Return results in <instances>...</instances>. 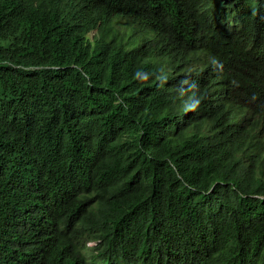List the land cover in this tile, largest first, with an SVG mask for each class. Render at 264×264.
Instances as JSON below:
<instances>
[{"label": "trees", "instance_id": "1", "mask_svg": "<svg viewBox=\"0 0 264 264\" xmlns=\"http://www.w3.org/2000/svg\"><path fill=\"white\" fill-rule=\"evenodd\" d=\"M0 264H264V0H0Z\"/></svg>", "mask_w": 264, "mask_h": 264}, {"label": "rangeland", "instance_id": "2", "mask_svg": "<svg viewBox=\"0 0 264 264\" xmlns=\"http://www.w3.org/2000/svg\"><path fill=\"white\" fill-rule=\"evenodd\" d=\"M95 32V30L93 29L92 31H91V35H93V33ZM127 32L128 33H130L131 32V30H130V27L129 26H127ZM85 242H86V245H87V247H92V245H94L95 243L93 242V241H90V240H86L85 239Z\"/></svg>", "mask_w": 264, "mask_h": 264}]
</instances>
